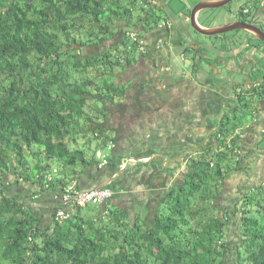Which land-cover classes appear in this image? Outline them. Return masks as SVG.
<instances>
[{
    "label": "trees",
    "instance_id": "1",
    "mask_svg": "<svg viewBox=\"0 0 264 264\" xmlns=\"http://www.w3.org/2000/svg\"><path fill=\"white\" fill-rule=\"evenodd\" d=\"M155 1L145 0L174 12ZM134 3L0 0V264H264V183L244 190L233 206L216 203L227 175L243 168L241 137L228 120L209 118V144L187 152L185 177L166 192L150 221L131 223L122 208L106 203L76 206L68 218L55 219L59 203L43 226L23 200L5 191L9 171L37 184L39 193H60L72 179L79 187V175L93 164L110 165L115 173L134 157L113 154L118 135L110 120L117 124L125 111L164 95L153 79L131 78L135 64L162 52L160 18L151 12L135 17ZM138 29L155 37L141 42ZM115 37L114 46L84 54ZM125 97L126 107L120 104ZM94 139L110 146L104 164L81 148ZM41 152L46 163L30 164L27 156ZM54 165L55 177L49 174ZM234 219L239 233L232 245L227 227Z\"/></svg>",
    "mask_w": 264,
    "mask_h": 264
},
{
    "label": "crops",
    "instance_id": "2",
    "mask_svg": "<svg viewBox=\"0 0 264 264\" xmlns=\"http://www.w3.org/2000/svg\"><path fill=\"white\" fill-rule=\"evenodd\" d=\"M158 2L169 6L167 1ZM179 13L180 11L176 13L178 17ZM164 53L165 56H173L180 61L181 53ZM188 73L175 82L182 90H187L185 94L179 88L181 98L173 96L176 94L172 95V86L169 88L157 83L159 85L155 84L154 87L158 91L162 90L164 95L145 99L135 109L131 107L133 110L128 113L125 111V118L117 124L114 123L116 118L110 120V125L116 127L118 135L117 141L113 143V154L117 159L127 155L134 156L136 163L128 164L127 168L121 167L115 173L110 165L93 164L79 175L78 184L82 189L113 185L112 196L102 205L106 203L109 207L122 208L131 223L137 217L150 221L166 192L173 184H180L185 177L193 129L200 135L199 142L205 146L210 142L209 118L192 115L190 108V101H193L191 97L202 99L208 88L198 82L188 81ZM128 98L125 97L120 104L126 107L130 104ZM238 133L241 137L239 151L243 167L247 172H253L255 178L261 177L258 170L264 167V119L252 120L243 130H238ZM71 181L73 183L75 179ZM4 185L8 195L23 200L40 217L41 225L51 223L53 208L61 202L60 193H39L37 184L24 181L10 171L4 176Z\"/></svg>",
    "mask_w": 264,
    "mask_h": 264
},
{
    "label": "flooded vegetation",
    "instance_id": "3",
    "mask_svg": "<svg viewBox=\"0 0 264 264\" xmlns=\"http://www.w3.org/2000/svg\"><path fill=\"white\" fill-rule=\"evenodd\" d=\"M168 9L162 6L167 15L163 13L164 20L158 24L161 39L157 46L164 52L181 53L180 61L165 57L150 71L156 75L165 69L170 71L174 84L183 77L174 72L187 67V80L208 88L202 95L204 104L202 99L200 102L190 96L192 114L220 120L234 117L242 104V110L253 120L264 119V0H229L219 5V28L233 27L214 35L219 43L199 39L196 36L200 33L189 27L187 16L178 17ZM137 69L143 76L147 73L141 67ZM138 71L133 72L132 80L142 77Z\"/></svg>",
    "mask_w": 264,
    "mask_h": 264
},
{
    "label": "rangeland",
    "instance_id": "4",
    "mask_svg": "<svg viewBox=\"0 0 264 264\" xmlns=\"http://www.w3.org/2000/svg\"><path fill=\"white\" fill-rule=\"evenodd\" d=\"M131 1L132 0H123V2L125 4H128V2H131ZM160 1H164V2L167 1L169 3V6L176 13L180 11L184 14H187L190 12V9L193 7V5L200 0H171V1L170 0H160ZM134 4H135V8H134L133 14L135 17L140 15V14H143L144 12H151L152 14H155L157 18H160L159 20L157 19L159 23H161L164 20L162 9H158L155 6L148 5L145 2V0H135ZM196 20L201 26H204V27H212V26L219 25V8H205V9L200 10L199 13H197V15H196ZM188 25L190 27L189 21H188ZM88 29H89V24H86L82 30V33H81V35L83 37H86V32ZM154 37H155V35H152V33L150 34V33H146V32H142L138 36V38L141 40V42H144V43L146 41L152 40ZM196 37H198L199 39H202V40H208L209 42L218 41V43H219V38L214 37V35L213 36H205V35L197 34ZM117 38L118 37L110 38L109 40H107L105 42V44H101L100 46H94V47L92 46L91 49H89L88 47L86 49L84 48L85 49L84 54L90 55L93 52L94 53L99 52L102 48H107V47L110 48L111 46H114V44L117 41ZM165 52H167V51H165ZM186 53H188V51H186ZM112 54H115L114 51L112 52ZM136 54L138 55V52H136ZM165 57L169 58V57L165 56L164 51H162L161 55H155L152 58H150L149 60H152V61H149L148 63H144L141 61L140 63L135 64L133 66V68H135L134 72H137L138 71L137 68H139V67L143 68V70L147 71V73H145L144 76H142L143 78H145V77L146 78L147 77L152 78L154 80L153 83H154V85L156 84V86L159 85L157 83H162L164 86H169V88H172V87L176 88V89H174V91H176V92H174V91L172 92V93H175L176 95H173V96H175L177 98H181L182 97V93H181L182 88L180 87V85L172 83L173 75L169 73L170 71H167L165 69L164 71H162L161 75H156L152 71H150L151 68H154L155 65H157V62H159L160 60H162ZM205 60H207V59H205ZM208 63H210V61H208ZM163 68H165V67H163ZM179 70H180V68H179ZM94 73H95V68H93V67L90 68L88 75L93 76ZM138 73H140V72L138 71ZM174 73H175V75L181 74V75L185 76L188 73V68L184 67L182 70L176 71ZM115 76L121 77V79L123 81H125V79H126V75L123 72H121V73L116 72ZM111 78H112V80H115V78L113 76H111ZM160 78H163V79H160ZM179 88H181V90H179ZM237 90H241V88L237 89ZM182 92H185V94H187L186 93L187 90L186 91L182 90ZM188 98H190V97H188ZM198 99H199V97H198ZM244 99H248V96L244 95ZM199 101H200V99H199ZM201 101H203V104H204L205 98L202 97ZM206 105H208V103H206ZM240 106H241V108H240L239 112L234 117L231 115L229 118H224V120H228V121H226L227 126L232 127V125H235V128L237 131L240 129L243 130L253 120L252 116L250 114L248 116L247 113L242 110V107H243L242 104ZM192 115L198 116L199 114H192ZM198 137H200V135H197L196 131L193 129L192 138H193V140L195 139V141L192 142V144L190 145L191 150H196L197 147L204 145L203 143L198 141L199 140ZM96 142H98V141L94 139L88 145H82L81 148H84V151H85L87 157L93 156L97 160H102L103 156H111L112 152H110V150H108L106 143L97 145ZM79 143L82 144L85 142H83V140L81 138H79ZM38 148L42 149V147H37V145L35 146L34 149H36V151H37ZM98 152L101 154L100 156L97 155ZM27 157H28L30 164H32V165L36 164V163H40V164L46 163V158L42 152L37 153L36 155H28ZM126 160L127 159H125V161ZM242 164H243V162H242ZM54 167H55V165L49 171L50 172L49 174H51L53 177H55L57 175V173H55L53 171ZM258 171H260L261 177H257V178H255L253 172H251V171L247 172L244 167L240 170L231 171L224 180V185L221 187V194L217 198L216 203H218L219 205L229 204L230 206H233L235 202H239V200L241 199V195L244 192V190L247 191V189L254 188L257 185L264 183V167H262V168L260 167ZM26 200H28V197L26 198ZM110 208L113 210L115 207L111 206ZM82 210H86L85 207H83ZM238 215L239 214L236 213L235 215H233V217H235V219H238ZM235 219L233 221H230L229 225L227 227V229H228L227 230V235H228L227 239L230 241V243H232V245L234 244L235 239H236L235 232L239 233ZM228 255H231V253ZM231 257H233V256H231Z\"/></svg>",
    "mask_w": 264,
    "mask_h": 264
},
{
    "label": "built area",
    "instance_id": "5",
    "mask_svg": "<svg viewBox=\"0 0 264 264\" xmlns=\"http://www.w3.org/2000/svg\"><path fill=\"white\" fill-rule=\"evenodd\" d=\"M153 4L156 3L155 0H149ZM130 36L134 37L135 33L130 32ZM110 146H108V149ZM101 154L98 152L97 154ZM134 157H129L126 161L122 160L121 167L124 168L126 164L130 161H134ZM107 159L103 156L102 164L106 163ZM112 196V190L106 186H93L90 188L82 189L76 186L73 182L66 186L63 191L60 192L61 205L55 212V219H66L70 216V211L76 206H84L86 204H101L107 201Z\"/></svg>",
    "mask_w": 264,
    "mask_h": 264
},
{
    "label": "water",
    "instance_id": "6",
    "mask_svg": "<svg viewBox=\"0 0 264 264\" xmlns=\"http://www.w3.org/2000/svg\"><path fill=\"white\" fill-rule=\"evenodd\" d=\"M227 1H229V0H221L220 2H219V0H200L196 4L193 5V7L191 8L188 15L180 12L179 16L180 17H182L183 15L187 16L186 21L187 22L189 21L190 26L196 32H198L202 35L210 36V35L219 34V32L229 30L233 27L230 26V27L219 28V25L212 26V27L201 26L196 20V13L202 9H205V8H219V5H223Z\"/></svg>",
    "mask_w": 264,
    "mask_h": 264
},
{
    "label": "clouds",
    "instance_id": "7",
    "mask_svg": "<svg viewBox=\"0 0 264 264\" xmlns=\"http://www.w3.org/2000/svg\"><path fill=\"white\" fill-rule=\"evenodd\" d=\"M70 184H71V183H70ZM70 184H69V185H70ZM60 204H61V202H60ZM101 204H102V203H101Z\"/></svg>",
    "mask_w": 264,
    "mask_h": 264
}]
</instances>
